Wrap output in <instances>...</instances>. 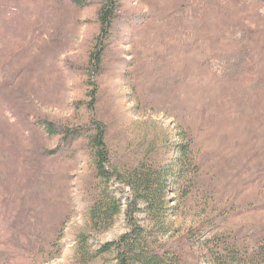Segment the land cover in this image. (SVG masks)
Listing matches in <instances>:
<instances>
[{
  "label": "rangeland",
  "instance_id": "rangeland-1",
  "mask_svg": "<svg viewBox=\"0 0 264 264\" xmlns=\"http://www.w3.org/2000/svg\"><path fill=\"white\" fill-rule=\"evenodd\" d=\"M86 1L0 0V103L8 107L0 130L22 154L15 162L14 145L3 152L1 141L8 142L0 139V264H75L78 234L96 249L128 230L124 213L110 229L91 230L81 193L91 174L83 139L74 158L51 153L39 170L22 167L33 144L58 148V137L32 129L37 116L70 124L100 118L119 161L147 149V132L180 142V124L190 126L199 168L186 198L170 193L179 207L174 229L216 208L224 230L253 244L264 234V51L247 28L264 32V0H215L247 4L260 16L221 29L206 21L213 0H119L99 73L89 67L101 0ZM124 197L130 201L128 188ZM89 264L117 263L107 253Z\"/></svg>",
  "mask_w": 264,
  "mask_h": 264
},
{
  "label": "trees",
  "instance_id": "trees-1",
  "mask_svg": "<svg viewBox=\"0 0 264 264\" xmlns=\"http://www.w3.org/2000/svg\"><path fill=\"white\" fill-rule=\"evenodd\" d=\"M73 2L78 6L87 3L86 0ZM223 5L213 0L212 8L206 7V21L216 24L218 28L229 25L244 27L247 17H260L255 10L250 12L247 4L243 9ZM119 11V0H101L98 10L101 33L89 67L93 72H100L106 41L114 21L119 18ZM247 31L253 37L259 35L256 37V46L262 43L264 51V32L259 29L254 31L250 27ZM248 66L252 68L250 63ZM95 94L92 95L94 98ZM0 107V115L7 123L4 109L8 107L1 103ZM89 109L93 114L94 101L89 102ZM258 109L264 110V107ZM16 115L21 116V121L25 123L30 118L21 112H16ZM35 118L31 125L34 132H39L45 138L58 137V148L52 152L45 144L35 143L27 150L24 157L26 161L23 160L21 165L29 162L39 170L45 166L51 153L65 159L74 158L79 153L74 143L83 139L90 151L91 179L81 182V193L91 230L100 233L110 229L123 213L127 222L126 232L96 249H93L86 233L78 234L75 264L92 263L107 253L114 254L117 264H264V234L255 238L253 244L250 242L252 240L233 236V232L224 230V220H216L223 215L214 214L216 208L211 210L212 214L186 230L174 229L172 216L179 213V207L170 204V193L181 192V196L186 198L190 193L189 175L196 174L199 168L197 142L190 126L180 124L177 134L180 142L171 141L169 134L162 131L147 132L143 138L147 149L141 150V154L136 152L132 160L119 161L113 155L107 139L106 124L100 118L92 116L89 122L83 124L64 123L46 116ZM0 137L1 140L6 138L8 142L5 144L1 141L3 152L14 145L11 147L12 151L17 152H13L14 161L21 160V151L16 143L8 140L5 130H0ZM4 165L0 162V169ZM126 188L131 192L130 201L124 197Z\"/></svg>",
  "mask_w": 264,
  "mask_h": 264
}]
</instances>
